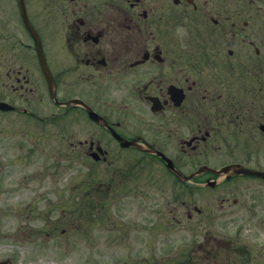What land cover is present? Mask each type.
Wrapping results in <instances>:
<instances>
[{"label": "flooded vegetation", "instance_id": "flooded-vegetation-1", "mask_svg": "<svg viewBox=\"0 0 264 264\" xmlns=\"http://www.w3.org/2000/svg\"><path fill=\"white\" fill-rule=\"evenodd\" d=\"M0 103L57 124L69 158L103 160L105 203L135 199L152 218L140 226L183 236L157 264H264L255 0H0ZM124 156L138 163L116 166Z\"/></svg>", "mask_w": 264, "mask_h": 264}, {"label": "rangeland", "instance_id": "rangeland-1", "mask_svg": "<svg viewBox=\"0 0 264 264\" xmlns=\"http://www.w3.org/2000/svg\"><path fill=\"white\" fill-rule=\"evenodd\" d=\"M255 2L264 12V0ZM15 116L23 115L0 113V264H157L170 249L181 254L183 236L140 226L152 218L135 199L105 203L114 179L103 160L69 158L61 139L54 146L63 132L57 124ZM92 128L104 141L95 126L78 123L77 133L83 140ZM114 160L119 167L138 163L131 156ZM128 223L133 227L122 225Z\"/></svg>", "mask_w": 264, "mask_h": 264}]
</instances>
